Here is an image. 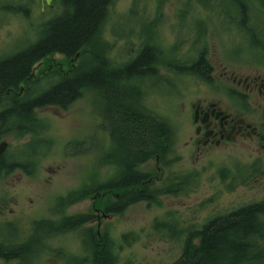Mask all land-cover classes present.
<instances>
[{
	"label": "rangeland",
	"instance_id": "374dc122",
	"mask_svg": "<svg viewBox=\"0 0 264 264\" xmlns=\"http://www.w3.org/2000/svg\"><path fill=\"white\" fill-rule=\"evenodd\" d=\"M241 2L247 8L248 28L260 33L264 45V32L259 28H264L261 4L258 0ZM31 5L29 19L0 12V59L32 43L39 25L47 23L60 12L57 0H51L50 8L44 5V0H34ZM239 8L235 0H112L103 28V40L111 47L110 58L116 65L133 59L145 40L151 38L152 32L160 49L175 57V60L172 58L174 63L189 56L192 44L201 40L199 46H205L207 56L213 59L241 66L245 70L248 67L264 68L259 65L263 59V47H258L262 55L257 47L251 49L248 43L254 40L246 33L249 30H239V26L244 25ZM193 58L194 55L189 56V59ZM74 64L77 65L78 60ZM69 66L62 56L54 55L37 66L35 76L41 78L47 69L67 72ZM160 74L169 84L153 81L152 88H143L146 94L144 105L173 127L176 141L170 159L175 157L178 161L162 173L153 161L139 170L153 175L156 180L161 179V182L170 175H180L189 176L197 184L192 192L184 196L161 198L158 206L137 204L121 215L101 217L99 225H87L55 239L60 240V247L67 248L74 255L73 261L75 255L81 252V242L90 228L96 238L98 232L108 235L115 247L117 264H172L181 256L182 243L179 239L170 238L177 239L180 228L201 227L211 217L223 215L239 207L243 201L248 202L257 196V192L250 188H238L231 193L220 184L218 169L241 166L244 159L233 160L227 157L226 152H220L197 160L185 145L192 132L189 105L209 94L202 84L205 78L175 76L165 70ZM212 86L214 92H220L224 83L213 81ZM99 109L101 105L94 101L93 94L85 93L66 111L49 108L37 112L46 127L43 136L50 144L41 148L42 154L33 176L15 171L0 178V198L10 200L9 208L14 211V215L7 214L0 222H17L20 219L12 225L22 227L26 237L35 220L52 222L62 215L76 217L81 214L95 218V210L102 211L105 204L116 200L111 196L91 194L62 211H58L56 206L70 193L102 184L113 174L111 167L99 160L110 145L108 133L98 115ZM6 141L9 144L6 155H10L20 145L29 143L30 137L20 142L11 138ZM35 147L37 145L32 142L31 148ZM34 228L40 229L38 223L34 224Z\"/></svg>",
	"mask_w": 264,
	"mask_h": 264
},
{
	"label": "trees",
	"instance_id": "16d2710c",
	"mask_svg": "<svg viewBox=\"0 0 264 264\" xmlns=\"http://www.w3.org/2000/svg\"><path fill=\"white\" fill-rule=\"evenodd\" d=\"M0 1L1 13H14L29 19L34 0ZM57 1L60 12L39 25L34 41L0 59V141L11 138L20 142L30 137L29 143L20 145L14 153L0 156V178L15 171L29 177L34 175L41 148L50 144L43 136L46 127L37 112L48 108L66 111L85 93H91L98 106L101 105L98 115L110 143L99 160L111 167L113 174L102 184L60 199L59 207L80 203L91 194L111 196L116 200L105 204L104 214L121 215L137 204L158 206L161 198L192 192L197 181L189 176L170 175L161 182V179L156 180L153 175L139 170L153 161L162 173L178 161L175 157L170 159L176 141L175 131L167 121L146 108L144 89L152 88L153 81L169 84L160 69L175 76L196 75L202 80L204 77L200 71L198 74L186 67L197 59L202 60L206 51L205 46H199L202 41L196 40L192 44L189 56L194 55L193 59L187 55L175 63L184 66L181 74L169 68L175 57L160 49L152 32L151 38L145 40L133 59L116 65L110 58L111 47L103 40V28L112 0ZM235 2L240 7L242 24L247 25V8L242 7L244 2ZM244 25L239 26L241 32H252L253 29ZM54 55L67 61L70 65L67 72L47 69L41 78H36L33 74L35 67ZM77 55L78 64L72 67L71 61ZM197 66L198 61L194 67ZM32 142L37 147L31 148ZM22 148L25 149L23 152L20 151ZM256 214L264 216V205L215 217L201 227H191L192 232L191 228L178 230L177 239H170L181 241L182 252L172 264H264V223L257 220ZM91 220L94 216L87 214L65 221L75 232ZM38 226L40 229H37L35 240L40 239L46 228H53L45 222ZM86 232L82 245L86 247L87 263L117 264L115 247L108 235L105 233L97 239L92 229ZM30 246L24 245L18 250L7 251V254L27 252Z\"/></svg>",
	"mask_w": 264,
	"mask_h": 264
},
{
	"label": "flooded vegetation",
	"instance_id": "af4514ba",
	"mask_svg": "<svg viewBox=\"0 0 264 264\" xmlns=\"http://www.w3.org/2000/svg\"><path fill=\"white\" fill-rule=\"evenodd\" d=\"M258 3L261 4L260 10L264 14V0H259ZM244 27L248 29V25ZM259 28L264 32L263 27ZM246 33L254 40L248 43L251 49L263 47L261 50L263 55L260 49L258 52L263 56L259 65L264 67L263 37L259 32ZM205 54L203 56L204 68L200 74L206 80L202 81L203 86L211 95L207 94L204 98L197 99L189 105L192 132L190 131L189 141L185 145L197 160L220 152H226L227 157H232L233 160H245L244 165L218 169L220 184L229 192L232 193L238 188H250L257 192V196L250 201H243L239 207L223 214L228 215L253 206L264 205V68L248 67L245 70L241 66L229 65L213 59L207 56L206 51ZM213 81L224 83V88L220 92H214ZM10 204V200L0 198V220L4 219L7 214L14 215V211L9 208ZM56 206L58 211H62L63 208L72 205L62 208L58 204ZM95 213L94 220L81 227L91 224L99 225L101 217L117 215H106L104 210H95ZM223 215L211 217L207 222ZM256 216L257 220L263 224L264 216L262 214H256ZM71 217L62 215L52 222L35 220L26 237L23 235L25 230L22 231V227L12 225L20 219L17 222L1 221L0 264H47L48 262L51 264H88L86 247L82 245L81 252L75 255L73 261L74 255H71L67 248L59 246L60 240H55L72 233L71 224L65 221ZM41 222L49 223L53 228L43 231L40 239L35 240L37 229L34 228V224ZM96 236L99 239L100 233L98 232ZM28 244L31 246L27 252L21 251L17 255L7 254V251H15Z\"/></svg>",
	"mask_w": 264,
	"mask_h": 264
},
{
	"label": "bare ground",
	"instance_id": "6f19581e",
	"mask_svg": "<svg viewBox=\"0 0 264 264\" xmlns=\"http://www.w3.org/2000/svg\"><path fill=\"white\" fill-rule=\"evenodd\" d=\"M242 4H243L242 7L244 6V8L246 9V5L244 3H242ZM197 61H198V66L195 68L194 65H195V63ZM204 64H205V60L202 58V60H198L197 59L196 61L191 62L186 67H188V68L191 67L193 71L199 72V71H201L204 68ZM169 68H171L173 71H175L176 73H179V74L183 73V70H184V66L182 64H175L173 62L170 63V67ZM161 71H164V69H160V72ZM231 214H233V213H231ZM190 230H191L190 232H192V230H194V229L191 228Z\"/></svg>",
	"mask_w": 264,
	"mask_h": 264
},
{
	"label": "water",
	"instance_id": "95a60500",
	"mask_svg": "<svg viewBox=\"0 0 264 264\" xmlns=\"http://www.w3.org/2000/svg\"><path fill=\"white\" fill-rule=\"evenodd\" d=\"M44 3L46 4V6L51 7V0H44ZM7 148H8V143L6 141L0 143V156H2L6 152Z\"/></svg>",
	"mask_w": 264,
	"mask_h": 264
}]
</instances>
